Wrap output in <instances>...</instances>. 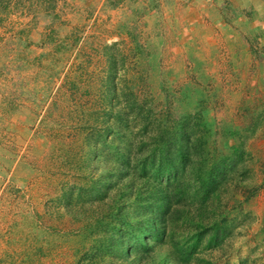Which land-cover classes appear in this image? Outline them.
<instances>
[{
  "label": "rangeland",
  "instance_id": "rangeland-1",
  "mask_svg": "<svg viewBox=\"0 0 264 264\" xmlns=\"http://www.w3.org/2000/svg\"><path fill=\"white\" fill-rule=\"evenodd\" d=\"M179 131L178 192L224 174L227 234L173 263L264 264V0H1L0 264H110L87 230L114 203L104 167L149 169Z\"/></svg>",
  "mask_w": 264,
  "mask_h": 264
},
{
  "label": "trees",
  "instance_id": "trees-1",
  "mask_svg": "<svg viewBox=\"0 0 264 264\" xmlns=\"http://www.w3.org/2000/svg\"><path fill=\"white\" fill-rule=\"evenodd\" d=\"M177 136L180 137L177 143L172 138L164 140L159 160L154 161L149 169L140 167L133 172L126 167H104L103 176H100L103 183L117 186L114 203H107L108 207L101 204L105 213L98 215L91 221L93 223H88L87 230L91 235L101 226L107 229L102 235L101 245L110 264H176L173 263V255L181 256L176 257L177 260L195 258L203 240L209 242L227 234L223 220L207 206L210 192L225 175H219L220 172L212 168L206 169L205 175L194 180L196 191L203 192V202H184L186 199L181 198L184 192H178V186L187 175L195 144L192 147L191 137L183 131H179ZM123 158L129 162L125 154ZM220 171L225 172L226 169L222 166ZM149 178L155 180L152 181L157 183V188L156 184L150 186ZM186 179L188 181V176ZM187 185L191 187L190 183ZM96 194L100 196V189H96ZM172 223L188 225L189 230H175ZM169 225L177 235L174 248L171 242L174 234Z\"/></svg>",
  "mask_w": 264,
  "mask_h": 264
}]
</instances>
